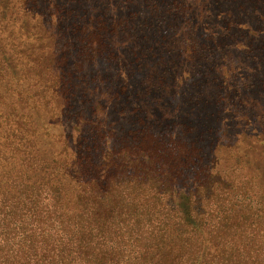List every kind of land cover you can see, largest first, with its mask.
I'll use <instances>...</instances> for the list:
<instances>
[{"label": "trees", "instance_id": "16d2710c", "mask_svg": "<svg viewBox=\"0 0 264 264\" xmlns=\"http://www.w3.org/2000/svg\"><path fill=\"white\" fill-rule=\"evenodd\" d=\"M146 1L156 35L137 29L134 0H0V59L9 46L37 54L18 102L0 83V264H264V212L243 200L256 178L213 161L210 97L166 88L173 54L156 12L187 0ZM228 1L229 25L244 2L264 10ZM103 54L128 72L86 67ZM61 118L75 132L53 133Z\"/></svg>", "mask_w": 264, "mask_h": 264}, {"label": "rangeland", "instance_id": "374dc122", "mask_svg": "<svg viewBox=\"0 0 264 264\" xmlns=\"http://www.w3.org/2000/svg\"><path fill=\"white\" fill-rule=\"evenodd\" d=\"M103 1L99 0L97 6L104 7ZM231 2L226 0L217 5L215 0H187L184 8L179 9H174L173 4L159 5L156 12L157 23L164 26L168 35L165 48L173 54L170 70L173 81L166 88L168 91H181V94L191 93L193 96L200 93L205 99L210 97L211 105L208 108L212 117L208 119V123L216 129L213 145H217L213 161L226 173L242 181L244 178L255 177L251 194L246 195V198L244 195L243 200L245 204L251 202L264 212V10L255 8L250 2H244L247 11L243 10V15L235 13L234 16L240 19L229 25L226 14L233 9L234 4ZM147 3L146 0H134L128 7L132 9L131 7L136 6L143 14L142 23L137 25L139 32L142 34L151 30L156 35L155 28L148 29L149 26L144 21L151 13L149 8L144 7ZM120 7L125 8L126 5L123 3ZM164 10L171 13L166 16L167 20L162 18L163 15L160 16ZM37 26L40 28V24ZM20 27L16 23V30ZM242 28L243 32L240 31ZM17 34H21V30ZM22 39L20 35L17 37V41ZM183 40L190 45L194 44L193 54L184 52L187 43H183ZM41 43L31 41V45L35 47L28 45L30 52H36L43 46L42 52L45 51L44 54L49 58L50 52ZM5 53L6 60L0 59V67L5 66L9 71H5L7 76L0 83H3L8 92L14 91L15 86H18L17 90L23 91L30 82L25 73L37 62L34 60L37 54L21 56L13 46L7 47ZM116 62L117 59L112 55L103 54L94 62H86V67L89 65L90 69L95 64L94 69L108 76L126 74L128 71ZM150 66L152 72L156 64L150 62ZM15 91L9 96L11 100L18 102ZM52 104L47 107L49 115L53 113ZM19 105L25 110H36L31 109L34 104L29 99L21 98ZM0 107L3 105L0 104ZM176 112L169 111L171 114ZM41 116L44 119V111ZM61 120L63 123L53 125V133L59 130L75 132L74 122L65 118ZM208 154L211 156L213 153Z\"/></svg>", "mask_w": 264, "mask_h": 264}]
</instances>
